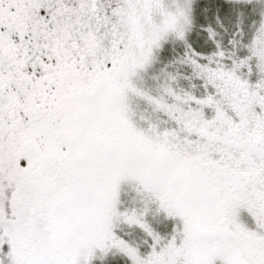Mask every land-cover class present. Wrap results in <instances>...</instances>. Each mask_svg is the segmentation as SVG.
<instances>
[{
    "label": "snow or ice",
    "instance_id": "6c2138e0",
    "mask_svg": "<svg viewBox=\"0 0 264 264\" xmlns=\"http://www.w3.org/2000/svg\"><path fill=\"white\" fill-rule=\"evenodd\" d=\"M0 264H264V0H0Z\"/></svg>",
    "mask_w": 264,
    "mask_h": 264
}]
</instances>
